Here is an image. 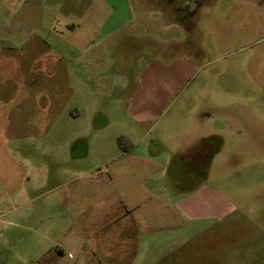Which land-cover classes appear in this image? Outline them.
<instances>
[{"label": "rangeland", "instance_id": "rangeland-1", "mask_svg": "<svg viewBox=\"0 0 264 264\" xmlns=\"http://www.w3.org/2000/svg\"><path fill=\"white\" fill-rule=\"evenodd\" d=\"M51 1L45 6L56 5L58 15L45 16L43 27L58 40V53H68V39L102 41L101 9L112 0ZM124 1L132 18L156 19L157 27H124L123 45L110 50L105 64L109 77L118 75L114 89L106 95L94 91L91 99L109 125L98 138L93 129L90 154L81 164L94 167L104 160L103 152L111 155L117 123L126 128L127 114L137 104L143 130L161 141L184 182L179 191L171 187L170 196L183 207L181 227L141 238L139 264H264V0H176L189 3V13L180 18L184 25L160 13L168 0ZM21 2L0 0L1 33L12 19L7 20L8 9ZM32 20L21 35L37 29ZM199 138L209 140L202 146L208 147L205 153L193 146ZM5 151L15 167L24 164V156L53 165L33 147L0 140V264H34L55 246L38 243L24 228L32 226L22 218L26 208L18 199L9 201Z\"/></svg>", "mask_w": 264, "mask_h": 264}, {"label": "crops", "instance_id": "crops-1", "mask_svg": "<svg viewBox=\"0 0 264 264\" xmlns=\"http://www.w3.org/2000/svg\"><path fill=\"white\" fill-rule=\"evenodd\" d=\"M47 1L22 0L20 7L9 8L7 20L12 19L7 31L0 32V140L33 147L53 165L31 163L24 156V164L15 167L5 151L11 165L3 167V181L12 190L9 201L18 199L26 208L22 218L32 226L24 228L38 243L55 246L34 264H139L141 238L181 227L183 207L170 200L171 187H184L181 172L170 166L161 141L149 134L150 129L143 130L145 117L134 112L137 104L127 114L126 128L124 122L117 123L111 155L103 152L104 160L94 167L81 162L90 154L93 129H98V138L109 125L91 99L94 91L106 95L114 89L118 75L109 77L105 64L110 50L115 47L117 52L123 45L124 27L154 30L156 19L132 18L124 0H112V6L101 9L102 41L68 39L65 55L57 52L58 40L43 27L45 16L54 20L59 10L45 6ZM168 2L159 7L160 13L182 25L189 3ZM23 3L30 5L23 8ZM18 13L20 17H14ZM33 16L37 29L21 35ZM65 125L68 134L60 129ZM119 137L130 147L127 151L117 145ZM208 142L199 138L193 146L201 151Z\"/></svg>", "mask_w": 264, "mask_h": 264}, {"label": "trees", "instance_id": "trees-1", "mask_svg": "<svg viewBox=\"0 0 264 264\" xmlns=\"http://www.w3.org/2000/svg\"><path fill=\"white\" fill-rule=\"evenodd\" d=\"M117 145L119 146V148H121L123 151H127L130 147H124L123 146V138L119 137L117 139ZM131 146V145H130Z\"/></svg>", "mask_w": 264, "mask_h": 264}, {"label": "flooded vegetation", "instance_id": "flooded-vegetation-1", "mask_svg": "<svg viewBox=\"0 0 264 264\" xmlns=\"http://www.w3.org/2000/svg\"><path fill=\"white\" fill-rule=\"evenodd\" d=\"M208 151V147H203V150H202V152L203 153H205V152H207ZM200 154H202V153H200ZM203 155V154H202ZM203 157V156H202Z\"/></svg>", "mask_w": 264, "mask_h": 264}]
</instances>
